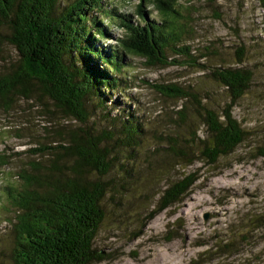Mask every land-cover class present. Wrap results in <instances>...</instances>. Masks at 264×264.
<instances>
[{"label":"rangeland","instance_id":"obj_1","mask_svg":"<svg viewBox=\"0 0 264 264\" xmlns=\"http://www.w3.org/2000/svg\"><path fill=\"white\" fill-rule=\"evenodd\" d=\"M72 1L60 0L57 12ZM138 2L108 0L106 8L113 15L98 27L107 37L99 46L118 51L124 67L121 81L129 88L111 94L126 113L109 105L98 109L92 101L90 123L106 132L112 123L109 119L129 112L143 125V135L137 146L119 148L112 172L103 178L110 194L102 203L104 219L93 244L103 259L95 264H264V159L260 156L264 151V8L259 0H179L178 24L192 29L182 43L190 46L198 61L190 66L168 52L169 60L180 63L156 68L119 45L127 35L120 22L146 24L140 23ZM142 14L149 24L161 21L152 4H145ZM7 33L6 27H0V72L19 59L3 38ZM241 49L242 64H238ZM214 67H242L253 73L249 90L232 109L247 136L214 166L199 160L187 165L191 155L174 157L165 141L178 136L184 145L194 135L201 139V111L192 100L170 98L156 87L188 89L202 106L218 112L228 98L224 88L210 80L208 71ZM37 91L29 99L13 96L8 106L0 102V264H12L10 220L16 209L9 196L21 191L29 177L45 173L49 162L37 149L59 140V135L65 139L79 125ZM183 110L184 119L180 118ZM191 173L197 181L186 198L147 220L161 191Z\"/></svg>","mask_w":264,"mask_h":264},{"label":"trees","instance_id":"obj_2","mask_svg":"<svg viewBox=\"0 0 264 264\" xmlns=\"http://www.w3.org/2000/svg\"><path fill=\"white\" fill-rule=\"evenodd\" d=\"M178 1L139 0L137 14L140 23L146 24L120 22L127 32L119 41L120 48L144 59L148 67L179 64L176 59L169 60L168 52L184 58L181 63L196 64L194 51L182 43L192 29L178 24ZM107 2L73 0L57 12L60 0H0V27L8 31L3 38L19 57L16 64L0 72V102L8 106L13 96L29 99L38 90L37 94L48 98L65 118L79 123L65 139L59 135V140L37 149L49 162L45 173L29 177L21 191L9 196L16 209L10 220L12 264H95L103 259L93 247L104 219L102 203L110 194L103 178L112 172L119 148L137 146L143 135V125L129 112L109 119L113 126L111 123L106 132L90 123V102L94 101L98 109L105 110L109 105L119 112L122 105L111 94L129 88L126 81H121L124 67L118 51H105L98 44L107 39L104 28L98 27L113 15V11H107ZM259 2L264 8V0ZM147 3L156 8L161 21L149 24L142 18ZM242 55L241 49L238 64H242ZM208 72L210 80L227 94L228 102L218 112L202 106V101L188 89L176 85L156 87L170 98L192 100L201 111V139L193 134L192 141L184 145L178 136L165 141L167 151L174 157L191 155L187 165L199 160L214 166L220 158L232 154L247 136L232 109L249 90L253 73L242 67H214ZM181 113L184 119V110ZM260 156L264 159V151ZM196 181L197 175L191 173L170 182L147 220L183 201Z\"/></svg>","mask_w":264,"mask_h":264}]
</instances>
